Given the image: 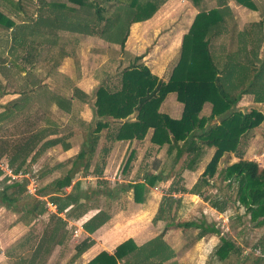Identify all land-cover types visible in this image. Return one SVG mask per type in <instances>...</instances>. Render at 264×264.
Listing matches in <instances>:
<instances>
[{"label": "trees", "instance_id": "16d2710c", "mask_svg": "<svg viewBox=\"0 0 264 264\" xmlns=\"http://www.w3.org/2000/svg\"><path fill=\"white\" fill-rule=\"evenodd\" d=\"M163 1L38 0L37 7L34 8V11H36L34 18L28 21L21 19L18 23H14L9 15L0 10V31L4 33L10 31L9 35L4 37L3 49L0 50V54L5 49L10 54L9 64L12 70L9 69V66H4L6 62L2 57H0L1 68L16 74L13 71L14 68L17 71L24 70L25 66L23 65L28 63L30 66L28 69H30V64L36 60L40 50L44 49L49 53L53 47L58 45L60 32L99 36L119 43L120 48H122L127 26L130 23L150 18ZM190 1L198 6L200 0ZM234 1L248 8L253 7L250 0ZM25 2L28 1L25 0ZM0 3L8 11L10 10L15 14H24L22 0H0ZM126 6L131 10L128 13V21L121 19V8ZM114 9L115 11L112 13ZM43 10L47 12L43 14ZM216 13L215 9L207 12L201 10L196 13L187 32L182 37L178 61L173 66L166 81L159 79L143 63L139 62L140 56H133L127 65L117 70V78L100 82L93 93L92 105L96 117L95 126L87 132V140L82 141L80 150L70 160L69 169L63 175L48 183L46 185L48 190L41 189L35 193L36 197L45 196V200L33 197V204L25 209L26 214L46 212L48 219L39 238L36 239L33 247H30L27 260L25 257L19 256L15 259L14 264H37L46 259V256L55 245L65 244L69 234L66 229L68 220H76L88 210L93 209L88 204V199L92 193H95L94 190L90 192L80 191L79 181H75L71 185V190L67 193L64 192L63 188L70 185L74 173L73 167L82 163L81 158L85 153L89 156L93 152L97 140L93 133H97L101 128L106 127L109 124L108 122H117L114 131L107 132L106 141L108 142L113 140H141L147 130L151 129L149 143L153 146L156 145L158 148H164V158L160 163V171L157 173L144 172L140 181L126 184L130 188V199L137 204H142L147 200L150 192L149 188L155 187L161 181V173L167 167L173 168L176 166L183 153L192 154L186 162V167L190 168L202 156L205 148L214 149L191 187L189 189L181 188L182 192L194 194H197L204 186L209 185V180L213 177L217 163L223 153L231 152L236 155L239 153V144L242 137L259 124L264 117V113L255 109L242 113L233 108L244 92L245 87H240L234 93L225 89L220 76V69L209 51L208 32L211 25L217 22L218 18L214 19ZM47 39L50 40V43H46ZM25 46H27V49L24 53ZM37 46L41 47L37 48ZM57 48L58 56L65 54L63 48L58 46ZM246 60L247 64L245 65L238 64L237 61L231 58L230 62L226 63L227 67L225 68L227 78L229 79L243 70L250 69L253 64L252 60L245 57ZM259 63L260 69L254 74L257 77L264 75V57ZM256 79L258 80V78ZM29 88L33 92L38 91L41 86L38 83L35 84L34 80L30 83ZM76 92L79 91L74 88L71 95L68 96L51 93L50 99L46 96V100L52 101L60 107L69 106L72 99L85 102L86 95L79 93L80 97H78ZM169 92H173L175 99L182 103V112L178 119H173L158 111L160 102ZM37 95L36 100L40 101V95ZM28 97L29 95L19 100V103L17 102L19 106L25 105L28 102ZM260 99L264 100V95H261ZM204 103L209 104V113L200 115ZM11 107L15 108V103L5 108V110L8 109V114L13 112ZM133 113V118L128 119V116ZM214 118H216V121L211 123L210 120ZM39 136L36 133V139L28 137L14 143L0 139V159L3 156L5 157L12 174L26 172L25 167L29 160H34V157L46 147L63 141V139L53 137L42 141L37 149L33 151L35 142L40 140L37 139ZM63 147H66V145H63ZM101 149L104 153L105 148ZM30 154V159L27 160V156ZM131 154L132 151L128 153L124 160L123 167H126L129 163L132 157ZM100 163L98 162V167H94L93 172L96 175L101 172ZM72 165L73 167H71ZM2 174L3 171L0 168V176ZM219 174L222 179L227 180V184L235 183V201L243 207V213L248 215L252 225H263L264 163L258 165L253 159L239 158L228 164ZM2 180L5 182L8 180V183L0 189L1 201L13 203L22 193L27 194L24 182L9 179L5 175L0 179V181ZM174 191L179 192L177 188H174ZM180 199L181 197L161 196L157 211L152 219V221L155 219L163 220L164 226L160 232L161 235L171 226L180 225L183 229H198L201 232L200 234L219 235V242L213 246L210 255L218 261L234 256L238 258L237 264H245L247 260L251 261L250 264H256L262 258L260 257V255H264V248L261 247L262 241H259L258 244L254 243L250 250L254 251L258 247L259 255L254 256L252 252L242 255V249L230 237L220 235L213 223L207 224L202 220L178 222L175 216ZM46 202L54 207V211H49ZM209 203L217 210L222 208L210 200ZM59 213H63L64 218L60 217ZM109 217L106 211L98 209L81 223V228L84 232L90 234L105 223ZM161 235L159 236L161 237ZM30 239L29 235L24 236L17 247H23L27 242H30ZM91 242L86 237L75 244L73 247L74 252L65 264H69L84 252ZM6 254L9 257L13 256L12 251L9 249H7ZM172 256L173 250L160 238L152 242L147 241L143 247L137 246L133 239L128 237L117 244L111 253L101 250L84 264H164Z\"/></svg>", "mask_w": 264, "mask_h": 264}, {"label": "rangeland", "instance_id": "374dc122", "mask_svg": "<svg viewBox=\"0 0 264 264\" xmlns=\"http://www.w3.org/2000/svg\"><path fill=\"white\" fill-rule=\"evenodd\" d=\"M27 1L28 2L26 3L25 0H22V3H24V14H15L10 10L8 11L7 8L3 7L1 3L0 10L3 11L6 15H9V17L13 19L14 23H18L21 19L28 21L29 19H33L35 16V11L32 9L33 7H37L38 0ZM30 3H33V5ZM130 11L131 10L129 7H122L121 19L128 21V13ZM46 12L47 11L43 10V14H45ZM9 33L10 31H7L5 33L0 31V50L3 49L4 37L8 36ZM59 35L60 39H58L57 41L58 45H56L55 47H53L52 50L49 51L50 54H45L44 49L43 51H39L38 56L36 57V61H33V63L30 64V69H28V67H30L28 63H25L23 65L25 66L24 70L17 71L14 68L13 71L16 73L15 76L13 75V72L4 70V73L8 74V76H0V91L4 93L10 92L11 90H19V88H22V86L26 82L31 83L35 80V84L38 83V85L41 86L38 91H35V93L37 92V94L40 95V101H37L35 99V102L37 104L38 102L41 103L42 100H46V96L50 98L51 93H58L59 91L61 93L65 92L64 87L67 89L68 84L71 83H69L70 79L68 77L66 78V76L64 75L70 74L73 76L72 73H76V71H73L74 68L76 67V65L78 66V64H80V60L78 59L81 56V51L77 49L79 45H77L76 47L74 46V48H72V44L74 42H77V44H81L80 39L82 38V36L79 34H71L68 32H60ZM93 37L96 36H86L85 43L88 42V46L86 45V48H92V40L95 39H91ZM46 43H50V40L47 39ZM57 46L59 48H63L62 50H66L67 52L76 50V56L74 55V53L71 55L65 54L62 56H58ZM24 48L25 49H23V52L25 53L27 46H25ZM104 49L105 47L103 48V50ZM262 51L263 50L257 51L256 55L260 56L258 59L261 58ZM0 57L5 59V62L8 64L6 65L5 63V65H3L9 66V69L12 70L9 64V60L11 57L10 54L6 51V49L2 51ZM75 57L78 60V64L74 63ZM107 57L110 58V54H108ZM46 59L49 60L47 61ZM90 69L91 68H88V70ZM256 72L257 71H255V73ZM114 73L110 74H114L113 79L117 78V71H114ZM92 74L94 75L93 71ZM22 77L24 78L23 80ZM237 78L238 77L236 76L234 79L237 80ZM225 83L226 86L230 85L231 87V85H233V87H237V85H234V83L232 84L230 82V79L228 80V82L225 81ZM48 87H51V89ZM25 89L26 87H23V90ZM29 94H32L31 90H29ZM58 95H60V93H58ZM169 95L170 96H168L167 99L172 97L173 93L171 92L169 93ZM252 97L253 93H245L237 102L236 110L243 111L246 113L250 109H256L258 110V112L260 111L261 113H264V101L255 102ZM258 97V99H260L261 95ZM50 103L53 102L51 101ZM50 117L55 118V114L51 113ZM19 130L20 129L16 127L14 134H17ZM87 135L88 133L86 131V137H84V139H63V141L73 143L74 146L77 144L81 148L82 141L87 140ZM19 140L21 139H12L11 143H14ZM41 140L44 141L47 139ZM98 140H101L102 142L99 141L97 146L96 144L94 145L95 151L94 153H92L91 156H88V154L85 153L84 156L81 158V164L76 165L74 167L73 165L71 166L74 169V173L72 174V180L69 186L63 188L64 192L67 193L71 190V185L75 181H79L81 187L80 191L83 192L86 190L90 192L91 190H94L95 193H92L90 195V198L88 199V204L92 206L93 209L88 210L76 220H68L66 229L69 234L67 235L68 237L66 238L65 244L55 245L51 249L48 256H46V259H43L37 264H65L74 252V245L86 237H88V239L92 241L90 236L94 237V240L92 242H94L95 245H93L91 242L93 246L90 244V247L92 246L90 250L86 249L84 251V254H81L78 257L74 258L73 261L69 264H83L90 258H92L95 254H97V250L99 251V249L102 248V241H100L101 238L97 237L100 236V233H90V236H87L86 233L81 230V232L77 236H72L71 234L73 228L78 227L85 219H87L98 209L106 211L110 216L108 219V225L110 226V228H112V232L116 235L113 241L123 239L126 235H133L136 236L135 238H137L139 242L142 241L140 245L143 247L147 241L152 242L158 238L163 241L165 238L168 240V244L172 243L171 247L174 248L173 256L168 261L164 262V264L238 263V258H235L234 256H230L229 258L223 261H218L214 257L210 256L211 252L213 251V246L219 242V235L211 233L200 234L201 232L198 231V229H183L180 225L171 226L170 228L165 230L163 235H161L160 232L164 226L163 220L155 219L154 221H152L157 211L158 204L161 200V196L164 195L166 197H177L179 192H175L174 188H181L184 187V185L188 187L191 183L193 184L198 177V171L203 170L204 165L206 164L205 162L209 160L214 149H204V152L206 151V154L202 158L196 160V163L193 165L195 167L193 169V174L190 173L189 175L188 173L187 176V174L185 173V176L178 177V173H184V170L187 169L186 162L192 155L191 153H183L180 158V161L177 162L178 164L175 167L176 169H174L173 171L170 169V167H167L166 170L161 173V181H159L155 187L149 188L150 192L147 200L144 201L142 204H136L130 199V188L127 187L126 184L139 181V178L141 177V175L139 174L143 169L140 167L141 165L145 164V161L142 160L143 156H141V154L144 152L143 147L145 146L142 145L139 149L136 150V152L138 153V157L136 161H133L132 170L130 171L129 175H125L124 173L125 167L123 166L125 164L124 160L128 154V149H126L123 144L117 145V148L114 149V152L116 153L113 156L115 157L112 159V162H110L107 172L102 173L101 171V174L96 175L93 172L94 167H98V162H102V158H105V156H101V148H106V146L102 147V145H105L104 139ZM241 140L242 141L240 146L242 149L244 147V153L242 154V156L248 159H253L259 165H262L264 163V117L259 122V124L253 127L245 136L242 137ZM39 145L40 144H38V142H35L33 151H35ZM47 148L48 147H46L42 150L41 153L36 155L34 157V160H29L31 154L27 156V160H29V162H27L25 167L26 172L22 174L20 173L13 178V180L24 182L25 192L27 194L25 195L22 193L18 196V199L13 203L0 200V264H14V261H16L15 259L19 256L25 257V259L27 260L30 253L29 249H31L30 247H33L36 242V239L39 238V235L41 234L42 229L46 224L48 216L46 212L42 214H26L25 209L29 208L33 204V197H36L35 193L37 191H40L41 189L48 190V187H46V185L50 183L53 179L63 175L65 171L69 169L71 165L70 160L77 154L78 151L76 150L74 153L72 152L73 154L71 158H64L60 156L57 151L55 152V150L49 149L48 151H46ZM163 150L160 148V150L156 151L155 149V153L152 156L155 155L158 158L162 159L164 157ZM210 150L212 152H210ZM97 152L99 153V155H97L96 157ZM123 152H125V155H122L123 159L119 162L120 155ZM236 157L237 155L231 152L222 154L221 158L217 163L216 171L213 177L209 180V185L204 186V188H202L201 190V194L199 195L200 200H203L211 208L213 207L209 203V200L221 206V210L213 208L218 213H206L205 210L199 208V206L197 208H194L192 206V199H195L194 197L189 198L185 196L184 199H180L179 201V206L175 219H177L178 222H182L185 220H202L204 223L207 224L213 223L215 228L218 229L220 235L224 237H230V239L242 249V255L252 252V255L256 256L259 255V248L257 247L256 249H254V251L250 250L252 249L251 246L254 243L258 244L259 241H262L261 247L264 248V224L261 226L252 225V222L248 219V215L243 213V207L235 201V183L231 182L230 184H227V180L222 179L221 175L219 174V172H221L228 164L236 161L238 158ZM162 161L163 160L157 161L156 159L152 160L149 158L146 161V166H151L156 162L162 163ZM112 164L114 165L112 166V168H110V165ZM128 164L126 166H128ZM2 165L7 166V161L4 158L0 159V166L2 167ZM7 170H9L8 167L2 170L3 174L0 176V179L4 175L7 176ZM194 179L195 181L193 182ZM6 183H8V180L6 182L3 180L0 181V189ZM36 198L45 200L46 197L40 196ZM203 201L199 202L200 204L198 205H204ZM48 208L49 211H54L52 207ZM202 212H204L205 216H203ZM59 216L64 218L63 213H59ZM26 235H29L31 237L30 242H27V245L25 244L23 247L18 248V243ZM159 235H161V237ZM7 249L12 251L13 256L9 257L6 254ZM260 257L262 258H260V260H258L256 264H264V255H260ZM250 263V260H247L245 262V264Z\"/></svg>", "mask_w": 264, "mask_h": 264}, {"label": "crops", "instance_id": "0c3cea01", "mask_svg": "<svg viewBox=\"0 0 264 264\" xmlns=\"http://www.w3.org/2000/svg\"><path fill=\"white\" fill-rule=\"evenodd\" d=\"M250 1L253 4L252 8H248L242 4H238L234 0H200L198 6L194 5L190 0H164L150 18L139 22L130 23L127 26L122 48H120L119 43L115 41H109L102 37L96 36L91 38L95 39L92 40V48L88 49V47L86 48L88 42L85 43V40L86 36L89 35H81V44H77V42H74L72 44V48L79 45L77 49L81 51V56L78 59L80 60V64H78V60L75 57L74 63H77L78 66L76 65L73 71H76V73L73 72V76L70 74L64 75L66 76V78L68 77L70 79L69 83L71 84H68L67 89L64 87L65 92L61 93L59 91L58 93H60V95L68 96L71 95L72 89L76 88L79 91L76 92V96L80 97L79 93H83L84 95H86V101L79 102L72 99L70 100L69 106L64 107L57 106L55 103H50L49 100H47V102L46 100H42L41 103L38 102L37 104L35 102L37 94L35 93V91H33L32 94H29L30 83L28 82H26L22 86V88H19V90H11L10 92L4 93L0 91V139H3L6 142H11L12 139H27L28 137L31 139H36V133L40 135L39 138H37L40 140L50 139L53 137L57 139H84V137H86V131H91L95 126L96 117L93 112L92 102L94 90L98 86L99 82L105 81L107 79L113 80V75L115 74L114 71L116 72L118 69H120V67L122 68L127 65L131 61L133 56H140L139 62L143 63L150 70V72L156 75L159 79L166 81L171 73L173 66L178 61L182 37L187 32L196 13L201 10L207 12L208 10L215 9L217 11V13L214 15V19L218 18L217 22L211 25L208 32V48L215 63L220 69V76L222 77L224 88L234 93L240 87H245V90L241 94L240 98L245 93H253L252 99L255 102L264 101L263 99L257 98L260 95H264V75L260 77H257L256 75L254 76L255 71L260 69L259 61L264 57V0ZM31 4L33 5V3ZM34 8L35 7H33L32 10H34ZM114 11L115 9L112 11V13ZM35 13L36 11L34 12V15ZM39 47L41 46H37V48ZM104 47L105 49L103 50ZM260 50L263 51L261 58L258 59L260 56H257L256 54L257 51ZM64 52L68 55H71L73 53L75 55L77 53L76 50L69 52L65 50ZM44 53H47L46 50H44ZM107 53L110 54V58L107 57ZM245 57L246 59L249 58L252 60L253 64L251 65L250 69L239 72L236 75L238 77L237 80L234 79L236 76L229 78L231 83H234V85H237V87H233V85H231V87L230 85L226 86L225 81L228 82L229 79L225 75L226 66L224 65L230 62L231 58L237 61L238 64L246 65L247 60L245 61ZM88 68L91 69L88 70ZM4 70L5 69L1 68L0 64V76L2 77L8 76V74L4 73ZM92 71L94 72V75L92 74ZM111 73L114 74L110 75ZM13 75L15 76V74ZM255 78H258V80H255ZM23 79L24 78L22 77V80ZM23 87H26V89L23 90ZM48 88L51 89V87ZM169 93H167L163 100L160 102L158 111L167 114L173 119H178L182 112V103L178 102L175 99V94L173 92V96L167 99L168 96H170ZM27 95H29L28 102L23 106H19L18 101L23 99ZM240 98L238 99V101L240 100ZM237 102L233 107L234 110L237 109ZM13 103H15V108L11 107V110H13V112L11 114H8V109L5 110V108L7 106H11ZM66 107L68 108L66 109ZM209 109V104L204 103L201 107L200 115H207L209 113ZM240 112L245 113L243 111ZM51 113L55 114V118L50 117ZM133 116L134 113L130 114L128 116V119H132ZM103 120H105V118H103ZM214 121H216V118L210 120L211 123ZM108 123L109 124H107L106 127L101 128L99 132L93 133V136H95L97 139L95 142L96 146L99 141H101L98 139H104L105 145H102V147L106 146L105 152H101V156H105L106 158H102L103 160L101 162L100 170L102 171V173L107 172L110 162H112V159L115 157L113 156L116 153L114 152V149L117 148V145L122 144L126 149H128V153L132 151V157L129 161L130 165L128 164V166H126L124 170L125 175L130 174L133 166V161H136L138 157V153L136 152V150L139 149L142 145L145 146L143 147L144 152L141 154V156H143L142 160L145 161V164L141 165L140 168L143 169L141 170L139 175L142 176L144 172L148 171L153 173H157L158 171H160L161 164L159 162H156L151 166H146V161L149 158L152 160L156 159L157 161L163 160L164 158L163 157L161 159L155 155L152 156L155 153V149L156 151H158L160 150V148L149 143L151 129L147 130L146 134L141 140H113L111 142H108L106 141V135L108 134L107 132L114 131L117 122ZM16 127L20 129L18 131L19 134H14ZM40 140L38 144L41 143L42 140ZM53 145L54 146L51 147L48 146L46 151H48L49 149L55 150V152L57 151V153H59L60 156L64 158H71L72 154L76 150L79 151L80 148L77 144L74 146L73 143H68L67 141L58 142ZM63 145H66V147H63ZM240 145L241 142L239 144V153L237 154L238 158H236L248 159L242 156V154L244 153V147L242 149ZM161 149L163 150L164 148ZM212 149L213 148H211V150ZM211 150L210 152H212ZM94 151L95 149H93L92 153H94ZM123 154L125 155V152L120 155L119 162L122 161L124 156ZM205 154L206 151L200 158H202ZM97 155H99L98 152L96 154V157ZM3 158L5 159L4 156L2 157V159ZM113 165L114 164L110 165V168H112ZM175 167L176 166L170 169L174 171V169H176ZM194 168V166H191L190 168L187 167V169L184 170V173H178L177 175L178 177H180L185 176V173L187 174V176L188 173L189 175L190 173L193 174ZM201 171H198V173L200 174ZM195 179L193 180V182L195 181ZM191 185L192 183L188 187L184 185V187L181 188L189 189ZM181 188H177V191H179L177 197H181V199H184L185 196L189 198L194 197L195 199H192V206L194 208H197L199 206V208L205 210L206 213H218L216 212V210L207 205L203 200H200L199 195L201 194L202 189L197 194H194L189 192H182ZM202 201L204 205H198L200 204L199 202ZM202 214L203 216H205L204 212H202ZM108 222L109 220H107L94 232H92H98V234L100 233V236H97L102 239H100V241H102V248H100L99 251L105 250L108 253H111L113 251V248L117 244L128 237L132 238L137 246L142 243V241L139 242V240L135 238L136 236L133 235H126L123 239L113 241L116 235L112 232V228H110ZM86 235L90 236V234L88 233H86ZM90 238L92 239V241L94 240L93 236H90ZM164 242L169 245L170 248L174 251V248L171 247L172 243L168 244V240L165 238ZM92 244L95 245L94 242H92ZM91 247L89 246L87 249L90 250ZM99 251L97 250V253ZM84 253L85 252H82L81 254Z\"/></svg>", "mask_w": 264, "mask_h": 264}, {"label": "built area", "instance_id": "2783aa9c", "mask_svg": "<svg viewBox=\"0 0 264 264\" xmlns=\"http://www.w3.org/2000/svg\"><path fill=\"white\" fill-rule=\"evenodd\" d=\"M8 166L2 165V167L0 166V168L6 169ZM20 174V173H18ZM18 174H12L9 170H7L6 175L8 176V178L13 179L16 175ZM47 207H52V209L54 210V207L52 205H50V203L47 202ZM49 209V208H48ZM82 228H81V224L78 227L73 228L72 230V236H77L80 232H81Z\"/></svg>", "mask_w": 264, "mask_h": 264}]
</instances>
